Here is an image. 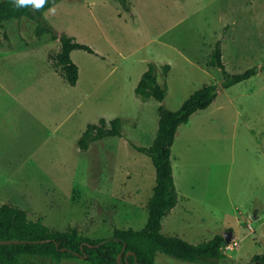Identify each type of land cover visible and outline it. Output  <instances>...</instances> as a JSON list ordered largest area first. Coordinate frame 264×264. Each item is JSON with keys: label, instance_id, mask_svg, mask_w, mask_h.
<instances>
[{"label": "rangeland", "instance_id": "1", "mask_svg": "<svg viewBox=\"0 0 264 264\" xmlns=\"http://www.w3.org/2000/svg\"><path fill=\"white\" fill-rule=\"evenodd\" d=\"M128 1L56 0L45 12L59 33L96 50H72L76 85L54 59L59 38L26 47L11 30L14 49L0 47V121L8 132L6 146L0 141V203L93 238L143 227L157 171L135 145L153 142L161 104L178 109L196 89L216 83V99L177 131L180 200L162 230L195 244L230 233L228 258L194 262L159 251L156 264H264L254 257L264 254V0ZM21 31L33 34L25 21ZM219 39L229 72H258L223 87L224 74L212 63ZM151 62L167 89L163 101L136 91ZM102 117H121V134L82 149V133ZM32 261L93 264L83 257Z\"/></svg>", "mask_w": 264, "mask_h": 264}, {"label": "trees", "instance_id": "2", "mask_svg": "<svg viewBox=\"0 0 264 264\" xmlns=\"http://www.w3.org/2000/svg\"><path fill=\"white\" fill-rule=\"evenodd\" d=\"M122 1L127 6L129 1ZM55 2L56 0H47L41 9L36 10L31 6L17 7L13 0H0V47L14 49L11 30L26 47L59 38L61 48L54 59L61 66L67 80L76 85L80 68L72 57V50L83 48L93 53L96 50L66 32L59 33L47 21L45 12ZM23 21L32 27L33 34L29 39L21 31ZM4 39L8 42H4ZM212 63L219 66L224 74L223 87L248 79L259 70L257 66H252L243 72H229L223 59L221 39L216 42ZM170 67L169 63L166 64L165 71ZM262 67L264 68V64ZM157 70V63L151 62L136 91L144 98L153 96L163 101L167 89L159 82ZM218 91L216 83H209L196 89L178 109L161 104L158 130L153 142L150 145H135L138 150L151 156L157 171L154 192L147 204L148 219L143 227H115L111 236L93 238L82 234L77 226L67 230L52 229L41 217L31 219L26 208L18 204L3 203L0 205V239L19 241L0 242V264H40L32 261L34 256L51 257L58 261L66 257H83L93 264H156L159 251L177 259L194 262L215 263L228 258L224 251L227 244L225 234L217 233L209 241L195 244L162 230L164 217L180 200L172 160V146L179 126L188 122L195 111L207 108L216 99ZM121 126V117L110 120L102 117L99 122L88 124L79 139V145L82 149H88L93 141L120 135ZM254 257L264 262V254H255Z\"/></svg>", "mask_w": 264, "mask_h": 264}, {"label": "clouds", "instance_id": "3", "mask_svg": "<svg viewBox=\"0 0 264 264\" xmlns=\"http://www.w3.org/2000/svg\"><path fill=\"white\" fill-rule=\"evenodd\" d=\"M13 2L17 7L24 8L31 6L39 10L47 3V0H13Z\"/></svg>", "mask_w": 264, "mask_h": 264}, {"label": "crops", "instance_id": "4", "mask_svg": "<svg viewBox=\"0 0 264 264\" xmlns=\"http://www.w3.org/2000/svg\"><path fill=\"white\" fill-rule=\"evenodd\" d=\"M3 88H4V86H3ZM11 96L13 98H18V95L17 94H14V93H12ZM1 126H2V123L0 121V141H3L4 145L6 146V137L8 135V132H7V130L2 129ZM1 204H3V202H1L0 205Z\"/></svg>", "mask_w": 264, "mask_h": 264}, {"label": "water", "instance_id": "5", "mask_svg": "<svg viewBox=\"0 0 264 264\" xmlns=\"http://www.w3.org/2000/svg\"><path fill=\"white\" fill-rule=\"evenodd\" d=\"M226 241L230 242L232 239V235L230 233H226ZM11 241H19L17 239H0V242H11ZM119 261L121 260V254L118 256Z\"/></svg>", "mask_w": 264, "mask_h": 264}]
</instances>
